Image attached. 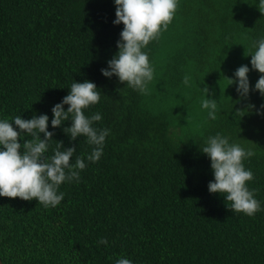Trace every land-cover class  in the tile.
<instances>
[{
  "label": "trees",
  "instance_id": "1",
  "mask_svg": "<svg viewBox=\"0 0 264 264\" xmlns=\"http://www.w3.org/2000/svg\"><path fill=\"white\" fill-rule=\"evenodd\" d=\"M114 19L113 0H0V117L51 121L71 84L89 80L101 100L86 115L101 113L96 126L111 130L101 159L78 183L61 185L58 206L0 197L2 264H115L120 256L134 264H264V210L246 216L210 194V160L199 147L217 132L250 147L248 186L264 208V115L256 114L264 97L250 91L241 100L227 79L241 65L251 69L264 9L257 0H179L167 30L145 49L155 69L146 94L101 74L118 51L123 25ZM260 75L250 71L251 88ZM205 86L219 101L215 121L200 106ZM70 125L49 123V155L60 141L76 148L74 162L92 146L71 141L63 131Z\"/></svg>",
  "mask_w": 264,
  "mask_h": 264
},
{
  "label": "clouds",
  "instance_id": "2",
  "mask_svg": "<svg viewBox=\"0 0 264 264\" xmlns=\"http://www.w3.org/2000/svg\"><path fill=\"white\" fill-rule=\"evenodd\" d=\"M113 2V24H122L123 29L116 44L118 51L107 61V67L101 69V74L108 79L116 77L125 87L146 94L154 79L155 69L145 49L167 30L179 0ZM257 4L259 9H264V0H257ZM253 49L249 54L251 69L248 65H241L235 70L234 78H227L229 86H236V93L241 100L248 99L250 91L258 92L264 97V36L254 42ZM250 71L261 74L254 88L250 86ZM184 83L189 85L190 78L186 77ZM200 90L203 93L200 106L207 111V118L215 121L219 101L213 98L214 93L208 86ZM100 100L101 90L94 82L74 81L68 94L52 107L51 121L48 114L34 113L29 119H23L22 116L0 117V197L36 200L45 208L58 206L64 199V193L60 191L61 185L78 183L81 172L88 163L98 162L104 153L106 138L111 130L96 126V122L103 118L101 113L86 115V110ZM248 109H255V105L249 104ZM256 114L264 115V104L256 109ZM66 121H71V125L63 128V131L71 141L83 137L92 146L90 154L75 156L74 162L76 148H65L60 141H55L56 147L51 149L49 155L50 142L54 141L55 135L54 131L48 130L49 123L55 130ZM177 135V131L173 129L170 138L174 140ZM199 147L210 160L213 174V180L208 184L210 194L221 195L225 201L230 202L233 212L246 216H254L264 210L261 202L256 199L255 191L248 186L254 179L252 170L246 168L244 163L255 155L250 147L233 142L229 135L222 132L209 135ZM98 243L107 246L109 242L106 238H101ZM115 264L134 262L120 256Z\"/></svg>",
  "mask_w": 264,
  "mask_h": 264
},
{
  "label": "water",
  "instance_id": "3",
  "mask_svg": "<svg viewBox=\"0 0 264 264\" xmlns=\"http://www.w3.org/2000/svg\"><path fill=\"white\" fill-rule=\"evenodd\" d=\"M0 264H2L1 260H0Z\"/></svg>",
  "mask_w": 264,
  "mask_h": 264
}]
</instances>
